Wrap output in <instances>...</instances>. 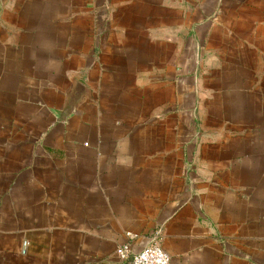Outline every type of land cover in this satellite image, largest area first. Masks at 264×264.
Returning a JSON list of instances; mask_svg holds the SVG:
<instances>
[{
  "label": "crops",
  "instance_id": "crops-1",
  "mask_svg": "<svg viewBox=\"0 0 264 264\" xmlns=\"http://www.w3.org/2000/svg\"><path fill=\"white\" fill-rule=\"evenodd\" d=\"M156 233L264 264V0H0V264Z\"/></svg>",
  "mask_w": 264,
  "mask_h": 264
},
{
  "label": "built area",
  "instance_id": "built-area-1",
  "mask_svg": "<svg viewBox=\"0 0 264 264\" xmlns=\"http://www.w3.org/2000/svg\"><path fill=\"white\" fill-rule=\"evenodd\" d=\"M129 237H134L132 233H127ZM154 242L145 246L138 252H133L131 243L124 242L118 249V254L122 259L129 260V264H170V255L163 249L159 242L160 235H154Z\"/></svg>",
  "mask_w": 264,
  "mask_h": 264
}]
</instances>
